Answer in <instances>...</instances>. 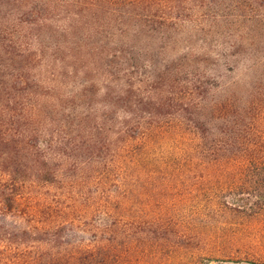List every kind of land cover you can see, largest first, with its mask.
I'll use <instances>...</instances> for the list:
<instances>
[{
	"label": "rangeland",
	"instance_id": "obj_1",
	"mask_svg": "<svg viewBox=\"0 0 264 264\" xmlns=\"http://www.w3.org/2000/svg\"><path fill=\"white\" fill-rule=\"evenodd\" d=\"M0 55V264H264V0H0Z\"/></svg>",
	"mask_w": 264,
	"mask_h": 264
},
{
	"label": "trees",
	"instance_id": "obj_2",
	"mask_svg": "<svg viewBox=\"0 0 264 264\" xmlns=\"http://www.w3.org/2000/svg\"><path fill=\"white\" fill-rule=\"evenodd\" d=\"M7 66V61L5 60V59H3L2 58V56L0 55V75L1 76H4L5 75V70H6V67ZM22 79V75L21 74H18L17 76H15V79L16 80H18V79ZM0 82H1V80H0ZM4 81L2 80V82L0 83V85L3 83ZM0 89H1V87H0ZM8 204H9V206L11 207L10 209H12L13 208V206H14V203H13V201L12 200H10V198H8Z\"/></svg>",
	"mask_w": 264,
	"mask_h": 264
}]
</instances>
